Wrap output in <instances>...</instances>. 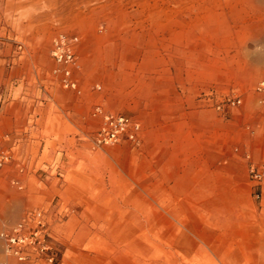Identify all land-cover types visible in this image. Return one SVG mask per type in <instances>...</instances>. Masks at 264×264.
Instances as JSON below:
<instances>
[{
  "label": "rangeland",
  "instance_id": "obj_1",
  "mask_svg": "<svg viewBox=\"0 0 264 264\" xmlns=\"http://www.w3.org/2000/svg\"><path fill=\"white\" fill-rule=\"evenodd\" d=\"M0 28L1 57H47L71 118L43 127L70 138L66 172L25 173L0 146V264L24 219L27 264H264V0H0ZM60 34L78 39L80 90L52 56ZM105 113L138 142L99 146Z\"/></svg>",
  "mask_w": 264,
  "mask_h": 264
},
{
  "label": "crops",
  "instance_id": "obj_2",
  "mask_svg": "<svg viewBox=\"0 0 264 264\" xmlns=\"http://www.w3.org/2000/svg\"><path fill=\"white\" fill-rule=\"evenodd\" d=\"M1 56L2 53H0V146L8 151L14 150L16 145L21 147L16 153L20 161L14 164L25 173L43 170L54 173L59 169L62 173L66 172L69 167L60 164L59 160L71 152L63 148V143L69 142L70 138L63 135L60 140L58 136L60 137L61 133L54 138L48 137L43 128L50 123L56 127L66 126V122L71 121L67 113L59 117L60 95L40 65L47 57ZM67 96L69 94L66 93L61 98ZM56 130L62 132L60 128Z\"/></svg>",
  "mask_w": 264,
  "mask_h": 264
},
{
  "label": "built area",
  "instance_id": "obj_3",
  "mask_svg": "<svg viewBox=\"0 0 264 264\" xmlns=\"http://www.w3.org/2000/svg\"><path fill=\"white\" fill-rule=\"evenodd\" d=\"M78 39L65 34H60L55 42L52 56L54 60L62 67V83L66 89L77 90L78 84L73 78L72 66L75 63L76 57L74 53V43ZM255 92L258 96V101L261 107L264 108V80L256 87ZM101 112V111H100ZM102 113V112H101ZM140 133V125L131 118L124 115H114L110 113L103 114V123L96 135V143L101 145H113L126 138L132 142H138ZM0 155V166L2 165ZM254 178L258 182L264 179V165L261 168L252 169ZM34 217V216H33ZM32 217V218H33ZM39 230L34 231L36 237L41 234V229L44 228L43 221L40 216H36ZM32 219H29L31 221ZM28 220L24 219L22 223L14 227L11 232L2 233V238L5 241V253L11 258L16 259L15 264H27L28 250L34 243L33 239L28 236ZM47 250L43 246L42 251ZM1 264H13L10 260H4Z\"/></svg>",
  "mask_w": 264,
  "mask_h": 264
}]
</instances>
